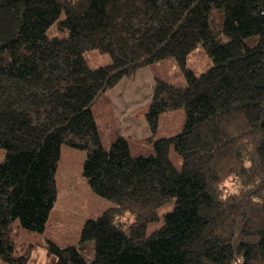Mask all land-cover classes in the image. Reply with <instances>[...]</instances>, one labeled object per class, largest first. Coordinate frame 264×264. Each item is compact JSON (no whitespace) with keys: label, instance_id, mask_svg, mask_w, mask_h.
Segmentation results:
<instances>
[{"label":"trees","instance_id":"16d2710c","mask_svg":"<svg viewBox=\"0 0 264 264\" xmlns=\"http://www.w3.org/2000/svg\"><path fill=\"white\" fill-rule=\"evenodd\" d=\"M198 46L212 60L199 74L187 66ZM91 50L111 62L90 67ZM168 58L185 83L156 78L145 118L155 135L162 113L184 108L183 129L147 155L115 130L104 146L95 103ZM63 144L86 151L84 177L115 206L77 244L16 256L14 221L46 229ZM0 149L8 264H264V0H0Z\"/></svg>","mask_w":264,"mask_h":264},{"label":"rangeland","instance_id":"374dc122","mask_svg":"<svg viewBox=\"0 0 264 264\" xmlns=\"http://www.w3.org/2000/svg\"><path fill=\"white\" fill-rule=\"evenodd\" d=\"M87 63L92 68L107 65L111 57L107 53L91 50L85 53ZM212 64L202 46H198L188 57L187 66L196 73H201ZM156 78L173 84L184 82L182 71L173 58L165 59L155 65L140 68L134 77H124L115 87L105 92L95 103L94 111L104 146H109L115 134L136 140L140 149H134V154L153 153V140L169 137L179 133L185 123V109L167 111L159 118L158 130L152 134L145 114L150 106ZM110 124V129H109ZM152 138V141L148 140ZM87 153L67 144L61 146V157L56 172L58 198L50 214L44 232H34L22 228L18 220L10 229V237L14 243V254L19 256L30 251L31 257L46 256L43 247L47 240L54 241L61 247L77 244L85 222L101 215L115 204L92 191L83 175V164ZM174 164L180 168L181 159L174 151L171 153ZM5 157V151L0 149V161ZM173 208L167 204L159 209L160 219L147 227V234L153 232L163 223V215ZM124 220H135V216L126 213ZM33 245H39L33 250ZM0 264H8L0 258Z\"/></svg>","mask_w":264,"mask_h":264}]
</instances>
